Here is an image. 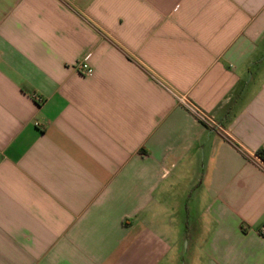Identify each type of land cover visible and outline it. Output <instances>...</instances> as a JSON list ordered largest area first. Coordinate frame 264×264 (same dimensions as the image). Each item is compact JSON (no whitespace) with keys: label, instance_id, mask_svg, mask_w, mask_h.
Wrapping results in <instances>:
<instances>
[{"label":"crops","instance_id":"obj_1","mask_svg":"<svg viewBox=\"0 0 264 264\" xmlns=\"http://www.w3.org/2000/svg\"><path fill=\"white\" fill-rule=\"evenodd\" d=\"M259 150L264 0H0V264H264Z\"/></svg>","mask_w":264,"mask_h":264},{"label":"built area","instance_id":"obj_2","mask_svg":"<svg viewBox=\"0 0 264 264\" xmlns=\"http://www.w3.org/2000/svg\"><path fill=\"white\" fill-rule=\"evenodd\" d=\"M87 59H83L77 64V69L81 72H87L89 69V64L86 61ZM174 95L177 97L178 101L188 110L190 111L199 121L205 124L209 128L220 129L221 126L217 123V121L209 115L204 109L195 104L193 101L185 97L184 95H180L174 92ZM261 234L264 236V226L261 227Z\"/></svg>","mask_w":264,"mask_h":264},{"label":"rangeland","instance_id":"obj_3","mask_svg":"<svg viewBox=\"0 0 264 264\" xmlns=\"http://www.w3.org/2000/svg\"><path fill=\"white\" fill-rule=\"evenodd\" d=\"M180 256H175L171 258V264H191L192 262V252L191 250L187 251V243L184 242L180 248Z\"/></svg>","mask_w":264,"mask_h":264},{"label":"trees","instance_id":"obj_4","mask_svg":"<svg viewBox=\"0 0 264 264\" xmlns=\"http://www.w3.org/2000/svg\"><path fill=\"white\" fill-rule=\"evenodd\" d=\"M257 155L264 161V150H259Z\"/></svg>","mask_w":264,"mask_h":264}]
</instances>
